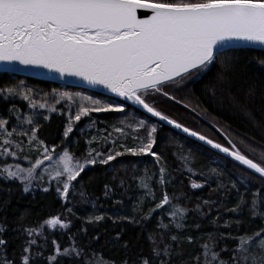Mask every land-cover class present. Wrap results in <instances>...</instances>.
I'll use <instances>...</instances> for the list:
<instances>
[{
    "label": "snow or ice",
    "instance_id": "6c2138e0",
    "mask_svg": "<svg viewBox=\"0 0 264 264\" xmlns=\"http://www.w3.org/2000/svg\"><path fill=\"white\" fill-rule=\"evenodd\" d=\"M141 11L145 13L143 17L139 15ZM242 59L245 61L243 65ZM0 65H4L3 71L6 73L32 69L55 73L60 79L72 77L119 98H97L98 94L82 96L53 90L40 102L34 98L33 89L27 88L23 82L0 86V102L6 103L19 97L27 102L30 109L49 113L57 111L56 106L62 101L69 109L75 108V115L68 116L64 138H69L76 122L90 117L91 113H120L123 116L119 121L121 126H113V132L127 136L129 133L126 129H131L133 140L139 141L133 146L121 143L119 147L124 149L122 152L116 150V140L109 132L102 139L105 142L111 140L113 148L104 151L91 147L97 141V137L93 136L86 141L89 148L81 160L67 147L62 153H57V145L49 148L38 138L39 124L32 116H26L21 123L31 126L30 135L28 131L18 134L28 135L29 145L34 143L36 151L42 148V158L38 157L27 168L19 164L5 165L0 168V178L19 181L23 185V192L28 193L34 186L40 187L39 183L34 185V181L42 182L47 175L49 181L56 182L58 197L65 201L66 206L68 197L75 195L71 191L75 187L73 182L89 165L112 167L111 162L127 153L134 157L152 156L159 165V179L156 182L162 189L166 188L170 183L166 178L167 169L160 163L161 155L153 150L157 143L158 127L147 117L137 118V113L142 110L186 133L188 137H194L211 149L218 150L214 155L223 153L225 157L238 162L236 167L243 166L240 175L229 182L230 189L236 190L239 199L228 211L239 214L247 208L253 219L262 222L261 226L251 235L231 236L229 233L228 236L237 242L236 246L232 249L225 246L219 252L215 250V233H207L208 240L200 246L201 254L194 258L196 264H264V150L248 145L251 156L244 154L232 138L221 133L231 145L226 147L170 118L155 106L157 95L174 99L165 90L167 85L183 87L199 82L209 77L213 69L215 72L203 86L205 95L213 101L219 99L221 103L226 96L231 97L234 103H240L231 93L239 72L256 66L264 70V0H0ZM255 93V87L250 86L248 95L253 97ZM8 113L9 117L14 114L19 120L20 112L15 104L8 108ZM34 115L42 113L34 111ZM43 119L48 120L49 116L44 115ZM8 123V119L0 118V135L10 138L17 133V128L13 127L11 132H7ZM140 130H145L146 136H139ZM80 133L85 135V129L81 128ZM12 143L11 139L4 140L7 146L0 148V156H16V152L10 151ZM16 147L20 148L21 145L16 144ZM179 159L191 173L192 152H181ZM53 160L55 162L51 163ZM45 161L50 162L47 167L44 166ZM132 166L135 167L134 164ZM209 174L215 175L218 180L224 175L216 168H210ZM151 179L147 174L141 178L140 187L146 189V193L133 207V212L141 211L145 198L155 200V193L148 183ZM252 179H258L261 185L255 191L252 190ZM202 187V184L194 181L191 183L192 189ZM241 187L244 192L240 191ZM104 188L107 196L110 191L108 184ZM82 189L81 185L79 196L85 199L86 193ZM230 189L229 185L218 182L213 191ZM42 191L48 192L49 188L43 187ZM247 193H251L250 202L246 199ZM173 199L165 190L159 202L143 214L142 219L148 220L158 211L162 214L167 211L169 222L164 223L161 217L157 224L159 233L148 236L151 244L149 254L137 255L131 264H170L173 248L170 243H165L164 232L172 227L183 229L189 211L179 204V197H175V204ZM215 203L204 200L196 205L195 211L207 216L201 211L202 206L211 207ZM67 211L72 213L71 208H67ZM24 219L25 214H22L20 220ZM103 219L102 215L89 216L88 222ZM117 219L140 223L134 217L118 216ZM218 219L212 221L217 227ZM236 224L239 225L240 221H236ZM70 225L71 221L63 213L52 215L35 227H24L21 223L18 230L27 238L22 245L19 264H44L45 261L46 264H61L59 257H67L74 264H80L85 250L76 243L74 235L69 236L72 243L63 249L56 240H52L54 254L44 255L47 247L45 226L49 230H65ZM223 226L231 225L226 221ZM195 227L199 228L200 225ZM5 231L6 227L0 224V264H17L15 254L13 258L7 256L9 241L3 237ZM157 234L160 235L159 240L156 239ZM220 236L223 239L225 234L221 233ZM39 237H44L45 243L38 245ZM115 239L119 240V235ZM170 239L176 241L178 237L172 234ZM187 239L189 243L193 242L191 236ZM122 247L127 249L128 244ZM228 251L231 256L222 259L221 252ZM93 256L97 254L93 253ZM83 264L115 262L105 261L99 256L95 260H83ZM121 264H130L129 258L126 256Z\"/></svg>",
    "mask_w": 264,
    "mask_h": 264
},
{
    "label": "trees",
    "instance_id": "16d2710c",
    "mask_svg": "<svg viewBox=\"0 0 264 264\" xmlns=\"http://www.w3.org/2000/svg\"><path fill=\"white\" fill-rule=\"evenodd\" d=\"M244 63L245 61L242 59L241 64ZM214 72L215 69L209 73V77ZM209 77L172 91L174 103L165 109V114L224 146L226 145L225 136L221 133H225L234 140L244 154L251 156L248 145H254L258 149L264 150V70L256 66L239 72L231 87V93L240 103H234L228 96L221 103L219 99L213 101L205 95L203 86ZM20 82H23L27 88L33 89L34 98L40 102H43L42 97L52 94L53 90L73 95H95L92 92L21 76L0 74V86L14 85ZM250 86H254L256 89L253 97L248 95ZM97 98L108 97L97 95ZM51 102L54 103V101ZM13 104L20 112L19 120L14 114L9 117L8 108ZM56 107L57 111L52 113L46 110H33L28 107L26 101L19 97L12 98L6 103L0 102V118L9 120L6 131L11 132L13 127L17 128V133H13L10 138L7 135H0V148L7 146L4 144V140L11 139L13 143L10 146V151L16 152V156H11L15 158V161L10 162L6 158L8 156H0V168L16 164L26 168V165L33 163V160L37 158L36 155L43 151L42 148L39 152L36 151L34 143L29 145L28 135L18 134L28 131L30 135L31 126L21 123L26 116H32L39 124L38 138L44 141L49 148L57 145L59 147L56 151L62 153L67 147L76 158L81 160L89 148L86 141L92 139L93 136L97 137V141H94L91 147L104 151L113 148L111 140L105 142L102 139L109 132H112V139L116 140V150L124 151L119 147L121 143L133 146L139 142L133 140L131 129H126L129 133L127 136L113 132V126H121L119 121L123 119V116L120 113H91L90 117H84L81 121L76 122L73 132L66 139L63 137L64 127L68 122L69 114L74 116L76 109H69L65 101ZM34 111H38L42 115H34ZM44 115L49 116V119L44 120ZM145 117L139 112L137 113L138 119ZM149 122L156 123L158 127L157 143L153 150L161 155L160 163L167 169L168 176L166 178L170 180V183L166 188L162 189L156 182L159 179V165L152 156L134 157L127 153L111 162L112 167L99 164L89 165L77 178V181L73 182L75 187L71 191L75 195L68 197L69 202L66 206L65 201L58 197L57 186L54 184L40 183V187H33L28 193H25L23 185L19 181L0 178V224L6 227L3 237L9 241L6 250L7 256L13 258L15 254V259L19 264L22 245L27 238L21 235L18 230L21 223L24 227H35L50 216L63 213L71 221L70 228L49 230L45 226L44 231L47 237L45 256L54 254L55 246L52 244V240H56L63 249L72 243L69 236L74 235L76 243L85 250L83 260H95L102 256L105 261L121 264V261L127 256L131 264V260L137 255L147 256L149 254L151 244L148 236L152 233H159L157 224L161 217H163L164 223L169 222L167 211L163 214L158 211L148 220L142 219L143 214L159 202L165 190L169 196L174 197V204L177 203L175 197H179V204L189 210L183 222L185 225L183 229L172 227L164 232L165 243H170L173 248L170 264H196L194 258L201 254L200 246L208 240L207 233H215L213 237L217 241L215 250L219 252L225 246L229 249L236 246L237 242L228 236L229 233L231 236L245 233L251 235L259 229L262 222L259 219H253L247 208H244L239 214L228 211L236 205L239 199L236 190L230 189L229 182L239 176L243 168L236 167L231 161L220 155H214L215 152L184 138L166 126L151 119ZM89 125L92 127H88ZM81 128L85 129L83 136L80 133ZM138 135L146 136V131L140 130ZM62 141H64L63 144ZM16 144H20L21 147L17 148ZM189 151L194 156V160L190 164L193 169L191 173L184 168L179 159L181 152L186 154ZM251 158L255 159V156ZM133 164L135 167L132 166ZM210 168H216L224 175L218 180L215 175L209 174ZM146 174L152 177L148 183L155 193V200L145 198L141 211L133 212V207L137 205L140 198L145 197L146 189L140 187V180ZM193 181L202 184L203 187L192 189ZM218 182L229 185L230 190L213 191L217 188ZM105 184H108L110 189L107 196L104 194ZM251 184L253 191L261 187L258 179H252ZM81 185L83 186L82 190L86 193L85 199H81L79 196ZM43 187H48L49 191H42ZM240 191L244 192V188L241 187ZM246 199L250 202L251 193L246 194ZM204 200L217 202L211 207L202 206L201 211L207 213V216H201L200 212L195 211L196 205L202 204ZM117 201H121V203H116ZM67 208H71L72 213H69ZM22 214H25L23 221L20 220ZM95 215H102L104 219L89 223L88 217ZM118 216L134 217L140 223L129 222L127 219L118 220ZM217 218H219L217 221L219 227L212 223ZM226 221L230 223V227L223 226ZM236 221H240V224L237 225ZM197 224L200 225L199 228L195 227ZM221 233L225 234L223 239H221ZM172 234L177 235L176 241H171ZM117 235H119V240L115 239ZM189 236L193 238L192 243L188 242ZM156 239H160L159 234L156 235ZM43 243H45L44 237H39L37 244ZM125 243L128 244L127 249L122 247ZM93 253H96L97 256L94 257ZM230 256V251L221 252L222 259H228ZM58 260L61 264H74L73 260L67 257H59ZM83 260L80 261V264H83Z\"/></svg>",
    "mask_w": 264,
    "mask_h": 264
},
{
    "label": "water",
    "instance_id": "95a60500",
    "mask_svg": "<svg viewBox=\"0 0 264 264\" xmlns=\"http://www.w3.org/2000/svg\"><path fill=\"white\" fill-rule=\"evenodd\" d=\"M139 15L141 17H143L145 15V13L143 11H141L139 13ZM19 67V66H17ZM4 65H0V74H10V75H14V76H21V77H25V78H30L33 80H38V81H43V82H48L51 84H56V85H60V86H65L68 88H73V89H78V90H84V91H88V92H92L94 94H98L101 96H105V97H111L113 99H119L117 97H114L112 94L110 93H105L103 89L100 88H92L91 86L83 83L82 81H79L75 78L72 77H68L65 79H60L57 74L55 73H46L44 70H24V71H18V72H4L3 71ZM189 84V83H188ZM142 115L154 120L155 122L166 126L167 128L171 129L172 131L180 134L181 136H183L184 138H187L195 143H197L198 145L213 151L215 153L218 152V150L215 149H211V147L209 145L204 144V142L197 140L194 137H188L186 133H183L182 131L173 128L171 125H168L166 122L163 121H158V118L155 117H151L150 114L143 112L142 110L139 112ZM226 142V147H231V145L228 144V141L225 139ZM218 155L222 156L223 158L231 161L232 163H234L235 165L238 164V162L232 161V159L230 157H225V154L223 153H219ZM241 168H243V166H240ZM258 175V174H256Z\"/></svg>",
    "mask_w": 264,
    "mask_h": 264
},
{
    "label": "rangeland",
    "instance_id": "374dc122",
    "mask_svg": "<svg viewBox=\"0 0 264 264\" xmlns=\"http://www.w3.org/2000/svg\"><path fill=\"white\" fill-rule=\"evenodd\" d=\"M178 88H180V87H176V86H172V85H167L166 86V88H165V90L166 91H168L169 93H171L172 91H174V90H176V89H178ZM151 99L152 98H150V101H151ZM155 100H156V107L158 108V110H161L162 112H165V109L172 103V101H171V99H168L167 97H164V96H159V95H157L156 97H155ZM58 153V152H57ZM36 157L38 158H42V156H41V152L40 153H38V155H36ZM7 158V160H9L10 162L11 161H15V158H13V157H11V156H8V157H6ZM36 158V159H37ZM22 160H24V159H22ZM34 162H35V160H33ZM24 162H28V161H24ZM33 162V163H34ZM55 162V160H53L51 163H54ZM49 163L50 162H48V161H45V167H47L48 165H49ZM30 165L31 164H29V165H26V168L27 167H30ZM39 171V170H38ZM36 183H42V184H45V185H56L57 186V184H56V182L55 181H49V179H48V176L47 175H45L44 176V180L42 181V182H40V181H34V185L36 184ZM62 186V185H61ZM35 187V186H34Z\"/></svg>",
    "mask_w": 264,
    "mask_h": 264
}]
</instances>
